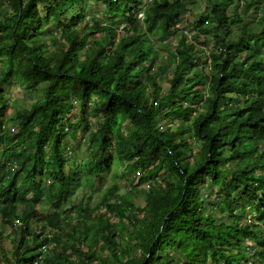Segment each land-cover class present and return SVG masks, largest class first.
I'll use <instances>...</instances> for the list:
<instances>
[{
    "label": "trees",
    "instance_id": "16d2710c",
    "mask_svg": "<svg viewBox=\"0 0 264 264\" xmlns=\"http://www.w3.org/2000/svg\"><path fill=\"white\" fill-rule=\"evenodd\" d=\"M100 1L0 0V264H264V0Z\"/></svg>",
    "mask_w": 264,
    "mask_h": 264
},
{
    "label": "rangeland",
    "instance_id": "374dc122",
    "mask_svg": "<svg viewBox=\"0 0 264 264\" xmlns=\"http://www.w3.org/2000/svg\"><path fill=\"white\" fill-rule=\"evenodd\" d=\"M203 1L204 0H198V3L196 5H193L195 11L192 9V7H190L189 11L183 15L181 24L179 25L180 30L185 31V33H188L189 35L193 33L194 29L192 27L196 23L195 14L196 13L199 14L205 9V3H203ZM89 2L91 5L90 13L96 12L98 16H101L100 13L104 10V5L102 4V2L100 0H89ZM175 40L176 39H172V42H171L172 45L175 44L174 43ZM5 89L9 96V100L12 103L11 107L7 110L6 116L7 118H11V119L15 118L17 110L30 107V105L32 104V101H34V99L40 98L42 95L41 90L36 91V92L27 93L25 90L20 89L18 84H13L12 87L9 85H6ZM71 147L75 150L73 152V161L82 162L88 158L89 150L86 145L78 144L74 142L73 139H71ZM139 176L140 175H137V174L136 175L129 174L126 177L124 176V178L122 177V179L119 182H120L121 187L125 189L124 191L128 190L130 187H134L135 185H137L139 181V178H138ZM111 184H112V174H109L104 181L97 182L95 185L90 182L88 184L87 182V186L90 190L97 191V196L102 193V190H104L106 187L110 186ZM139 203H142V199H139ZM245 213L246 215H248L247 219H249L251 210L247 208Z\"/></svg>",
    "mask_w": 264,
    "mask_h": 264
}]
</instances>
